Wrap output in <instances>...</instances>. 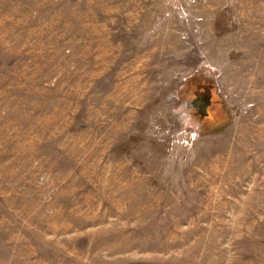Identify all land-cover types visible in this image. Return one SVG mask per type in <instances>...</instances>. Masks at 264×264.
<instances>
[{
    "label": "rangeland",
    "instance_id": "obj_1",
    "mask_svg": "<svg viewBox=\"0 0 264 264\" xmlns=\"http://www.w3.org/2000/svg\"><path fill=\"white\" fill-rule=\"evenodd\" d=\"M0 264H264V0H0Z\"/></svg>",
    "mask_w": 264,
    "mask_h": 264
},
{
    "label": "flooded vegetation",
    "instance_id": "obj_2",
    "mask_svg": "<svg viewBox=\"0 0 264 264\" xmlns=\"http://www.w3.org/2000/svg\"><path fill=\"white\" fill-rule=\"evenodd\" d=\"M197 85L195 90L192 93L190 92L191 99L189 101L193 102L192 108L202 116L205 126L207 128L214 127L228 116L224 108V101L219 96L218 90L214 85L206 86L202 82ZM218 107H223L224 113H219ZM214 112L218 114L216 118H214Z\"/></svg>",
    "mask_w": 264,
    "mask_h": 264
}]
</instances>
